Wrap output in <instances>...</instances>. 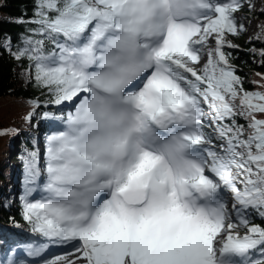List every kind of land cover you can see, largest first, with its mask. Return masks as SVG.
Wrapping results in <instances>:
<instances>
[{"label":"snow or ice","instance_id":"1","mask_svg":"<svg viewBox=\"0 0 264 264\" xmlns=\"http://www.w3.org/2000/svg\"><path fill=\"white\" fill-rule=\"evenodd\" d=\"M241 7L34 0L15 58L74 111L46 136L43 169L24 158L23 218L48 241L29 256L56 244L69 251L43 264H264V226L246 214L264 219V91L223 51Z\"/></svg>","mask_w":264,"mask_h":264},{"label":"trees","instance_id":"2","mask_svg":"<svg viewBox=\"0 0 264 264\" xmlns=\"http://www.w3.org/2000/svg\"><path fill=\"white\" fill-rule=\"evenodd\" d=\"M243 1L245 0H241ZM242 10L247 9L242 5L235 13ZM33 11L34 0H0V131L14 130L8 135L0 136V233L14 237L22 235L25 230L29 238L36 240L38 237H44L32 232L31 226L23 218L22 196L17 193L15 195L10 184L13 180L14 168L9 158L11 155L20 158L22 148L30 152L37 151L39 154V137L34 134L42 133L45 137L51 134L52 127L48 124L51 116L55 113L59 117H66L74 109L64 108L61 111L59 107H56L57 104L51 102L52 96L47 90L38 87L34 80H31L28 85H23L19 81L17 68L20 66L28 69L29 61L26 58L17 60L14 53L26 46L25 39L31 35L29 28L33 26L26 23L20 24L17 21L32 18ZM257 15L263 17L264 10ZM226 40L236 46L225 45L223 48V51L229 54V63L234 66L235 74L242 79L243 86L254 87L253 77L257 76V73L264 74V56L257 53L259 49H263L262 52H264V34L260 38L245 39L242 32L235 35L226 33ZM36 110L41 111L38 129H35L32 124L33 115L30 121L26 119L29 113L34 114ZM19 133L25 134V140L18 139ZM14 139L18 140L20 150L13 148ZM214 142L219 149L220 142ZM19 162L23 166L21 159ZM18 176L25 178L23 174ZM246 214L252 223L264 226V219L254 210L248 209ZM8 241L0 239V245L1 242ZM20 245L22 243H17L15 249L11 250L20 252ZM0 262L3 263L2 259Z\"/></svg>","mask_w":264,"mask_h":264},{"label":"rangeland","instance_id":"3","mask_svg":"<svg viewBox=\"0 0 264 264\" xmlns=\"http://www.w3.org/2000/svg\"><path fill=\"white\" fill-rule=\"evenodd\" d=\"M241 3L243 5V8H246L247 10H242L240 12H237V14L233 13L237 25L238 26L243 25V30L239 31V32H242V35L244 36L245 39H248L250 37H253V38L262 37V35L264 34L263 33L264 16L259 17V15H257V13L264 10V0H250V2H249V0H245ZM208 47L209 48L215 47L214 37L209 38ZM262 51H263V49L257 50L258 55L260 53H262ZM206 60H207V56L205 55L204 59L201 61V64L198 65V67L202 66L203 63L206 62ZM17 71L19 74L20 83L23 85H28L30 83V80L28 79V76H27V69L21 68L20 66H18ZM257 74H259V75L253 77L254 87H248L247 85H244L243 87L245 90H247V91H264V87H261V85H264V74L263 73H257ZM56 107L57 108L59 107L61 111H63L64 108H68V109L73 108L74 109V105L71 102H64L63 104L56 105ZM40 116H41L40 110H36L33 114L34 118L32 120V124H33L35 129L39 128ZM58 118H61V117L57 116L55 113L51 116L50 123H48V124L51 125L52 132L57 131V130H62L64 127V124L62 123L61 119H58ZM258 118H264V115H258ZM239 122L245 123L244 120H241ZM34 135L39 137L40 166L43 169L44 158H45V148H46V137L42 133H35ZM25 138H26L25 134H23V133L18 134V139H24L25 140ZM13 148L15 150H20L19 143H18L17 139H14ZM28 153H30V151L28 149L22 148L20 150V158L19 157L18 158L13 157L12 155L9 158V162L13 165V168H14L13 180L10 182V184L12 185V190L15 193V195L17 193V194H20L22 197L24 196V192H25L24 178L20 177L18 175L19 174L25 175L24 158L27 157ZM20 159L23 161V166L19 162ZM19 185H20V188H19ZM43 195H44V193L37 191V192L33 193L32 197H29V199H37V198L40 199ZM233 218L235 219V213H233ZM239 231H240L241 235H243L245 229L240 228ZM22 234H23V236H14V237L12 236V237H10L6 233L1 232L0 233V239L11 240L12 244H10V246H12V248L15 249L17 243H22V242H25V240L29 239L26 235L25 230L22 232ZM13 238H14V240H13ZM38 238H41V237H38ZM13 241H14V243H13ZM34 241H36V240H34ZM4 243L1 242V245H0V255H1L0 259H2V262H3V263L0 262L1 264H43V259L46 258V257L40 258V256L33 258V256H29L28 255L29 247H32V248H37V247H35V245H33L34 243L26 242V243H22V245H20L21 246L20 250L21 251L26 250L27 252L22 253L21 255L24 257L19 258V260H18L15 258L13 251L10 252L7 249V252L5 254H3V244ZM44 244H48V243H44ZM13 245H14V247H13ZM1 249H2V251H1ZM66 250H69V249H66ZM25 253H27V254H25ZM21 260H23V262H20Z\"/></svg>","mask_w":264,"mask_h":264},{"label":"bare ground","instance_id":"4","mask_svg":"<svg viewBox=\"0 0 264 264\" xmlns=\"http://www.w3.org/2000/svg\"><path fill=\"white\" fill-rule=\"evenodd\" d=\"M19 188H20V185H19ZM20 236H23V234L20 235ZM26 242H32V243H34L33 245H35V247H40L44 243H48V241L46 239H44V238H36V241H34L33 239H30L29 238L28 240H25V242H22V243H26ZM13 243H14V241H13ZM10 244H12L11 240H9L7 243H5L3 245V254H5L7 252V249H8V251L12 252V250H11L12 249V246H10ZM66 251H69V250H66V248L61 247V246L56 245V244H49V246L47 247V249H45L42 252L40 258L46 257V258H49L50 259V258L54 257L55 255L63 254ZM24 252H27V251L26 250L25 251L22 250L21 252H18V253L15 252L14 253L15 258L18 259V260H19V258H23L24 256H22L21 254L24 253ZM25 254H27V253H25ZM33 258H35V257H33ZM20 262H23V260H21Z\"/></svg>","mask_w":264,"mask_h":264}]
</instances>
